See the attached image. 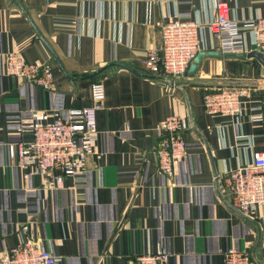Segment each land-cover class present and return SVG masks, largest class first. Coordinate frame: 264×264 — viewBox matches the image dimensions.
I'll return each instance as SVG.
<instances>
[{"label": "crops", "instance_id": "1", "mask_svg": "<svg viewBox=\"0 0 264 264\" xmlns=\"http://www.w3.org/2000/svg\"><path fill=\"white\" fill-rule=\"evenodd\" d=\"M20 1L29 17L14 0H0V260L24 238L27 224L28 234L46 240L64 264H131L160 245L169 264H224L229 249L264 264V205L249 215L256 222L246 219L228 196L233 207L219 196L214 173L223 178L251 162L254 149H264V124L251 119L257 102L238 116L208 115L203 106L206 92L227 86L247 89L254 100L264 95V64L221 52L205 25L216 18V0ZM226 1L241 24L264 14V0ZM177 15L203 23L200 52L221 55L204 56L193 74L182 77L208 146L189 128L188 156L169 177L158 169V127L174 114L188 118L183 91L121 66L89 76L112 63L144 71L148 49L160 45L162 25ZM12 52L50 64L52 89L8 75ZM97 80L106 88L97 112L102 155L88 160L77 186L71 177L64 189L41 174L25 177L7 149V143L32 139L19 131L22 121L46 123L58 112L92 106Z\"/></svg>", "mask_w": 264, "mask_h": 264}, {"label": "built area", "instance_id": "2", "mask_svg": "<svg viewBox=\"0 0 264 264\" xmlns=\"http://www.w3.org/2000/svg\"><path fill=\"white\" fill-rule=\"evenodd\" d=\"M216 18L205 25L219 42L223 53H247L252 48L264 51V14L241 24L231 14L226 0H216ZM203 23L185 20L177 15L161 27V42L150 48L144 61L145 72L173 78L183 77L201 50ZM247 29V30H246ZM6 72L21 81H27L45 90L52 89L54 73L50 64L27 62L18 52L6 57ZM93 104L89 107L70 108L66 115L59 112L50 122L23 120L19 131L32 135L29 141L7 143L10 159L29 177L41 174L50 178L57 189H64L65 179L71 177L73 185L84 178L87 162L102 152L97 147L100 131L97 112L102 109L106 88L102 81L93 82ZM257 102L251 110V119L264 124V95L253 99V94L243 87L227 86L208 91L203 96V106L208 115H241L248 103ZM189 121L178 114L167 117L160 127L157 149L158 169L172 177L177 166L188 156V143L184 133ZM251 162L223 175L225 196L240 211L255 214L264 205V149H254ZM24 238L7 249L0 264H64L63 258L53 252L46 240L29 233L22 226ZM131 264H169V253L162 245L152 252L136 256ZM224 264H256L249 253L229 249L224 253Z\"/></svg>", "mask_w": 264, "mask_h": 264}, {"label": "water", "instance_id": "3", "mask_svg": "<svg viewBox=\"0 0 264 264\" xmlns=\"http://www.w3.org/2000/svg\"><path fill=\"white\" fill-rule=\"evenodd\" d=\"M19 6L20 8L24 11V13L26 15H28V12L27 10L25 9V7L23 6L22 2L20 0H14ZM29 17V15H28ZM47 43V42H46ZM48 44V43H47ZM49 46V44H48ZM50 47V46H49ZM51 49V47H50ZM52 50V53L54 54V56L56 57L53 49ZM228 56H234V57H242V58H245V57H255L257 58L262 64H264V53L262 51H260V49H255L253 51H250L249 53H226ZM206 55H215V56H219L221 55V52H216V51H209V52H206V51H201L197 54V56L195 57L193 63L191 64L188 72L186 73L187 74H193L195 72V70L197 69V66L198 64L200 63V61L202 60V58ZM58 61V60H57ZM112 66H121V67H124V68H127V69H130L136 73H139L143 76H146L148 78H151V79H154V80H158V81H161L162 83H165V84H168L172 87H176V88H179L183 91L184 95H185V98H186V102H187V106H188V109H189V112H188V118H189V127L191 129H193L202 139L203 141L206 143V145L208 146V142H207V139L205 137V135L199 130L196 122L193 120V117H192V111H191V105H190V101H189V98H188V94L186 92V89H185V81L182 79V77H179V78H173V77H169V76H165V75H155V74H151V73H147L145 71H139V70H136V69H133L131 68L129 65L127 64H124V63H112L111 65H108L106 67H103L102 69L92 73L89 77H99L104 71H106L109 67H112ZM208 150H209V153L211 155V151L208 147ZM212 159V158H211ZM212 162H213V159H212ZM216 169L214 168V173H215V182H216V186H217V191H218V194L219 196L230 206L233 207V205L226 199L225 197V191H224V186H223V180H222V177H220L218 175V173L215 171ZM236 209V208H235ZM237 211L239 213H241L243 216L246 217V219H249V220H252V221H255L251 216L243 213L242 211H240L239 209H237ZM256 222V221H255ZM259 234L262 233V228H259ZM258 256L260 257L261 256V251H258Z\"/></svg>", "mask_w": 264, "mask_h": 264}]
</instances>
